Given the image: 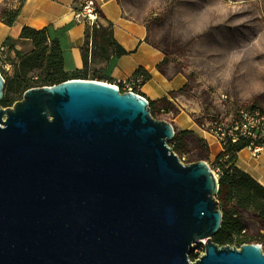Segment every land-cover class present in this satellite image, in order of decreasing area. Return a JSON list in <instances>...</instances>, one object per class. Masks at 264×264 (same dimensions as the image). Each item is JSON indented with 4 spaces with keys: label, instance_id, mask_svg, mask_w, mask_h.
<instances>
[{
    "label": "water",
    "instance_id": "95a60500",
    "mask_svg": "<svg viewBox=\"0 0 264 264\" xmlns=\"http://www.w3.org/2000/svg\"><path fill=\"white\" fill-rule=\"evenodd\" d=\"M173 133L143 96L102 81L0 107V264H264L256 244L212 242L218 179L205 161L183 164Z\"/></svg>",
    "mask_w": 264,
    "mask_h": 264
},
{
    "label": "rangeland",
    "instance_id": "374dc122",
    "mask_svg": "<svg viewBox=\"0 0 264 264\" xmlns=\"http://www.w3.org/2000/svg\"><path fill=\"white\" fill-rule=\"evenodd\" d=\"M121 1L130 15L142 17L156 31L169 64L167 76L184 78L179 89L168 93L170 100L155 107L153 119L180 129L176 122L181 116L207 133L211 118H228L249 105L264 110V0ZM3 71L10 74L11 65ZM187 143L190 161L204 158L192 137ZM182 158L187 161L185 154ZM243 223L247 236L262 239L252 244L264 254V223L248 213ZM203 252V244H196L190 262Z\"/></svg>",
    "mask_w": 264,
    "mask_h": 264
},
{
    "label": "trees",
    "instance_id": "16d2710c",
    "mask_svg": "<svg viewBox=\"0 0 264 264\" xmlns=\"http://www.w3.org/2000/svg\"><path fill=\"white\" fill-rule=\"evenodd\" d=\"M15 1L18 4L16 7H3L0 10V22L6 26H11L14 23L23 3V0ZM117 1L123 5L124 11L129 14L125 10V3L121 0ZM99 16L101 19V13H99ZM134 17L142 18L135 15ZM144 23L148 37L151 38V41H154L155 46L164 54V49L158 43L156 31L147 26L145 21ZM18 40L29 42L31 49L28 52L16 50L9 39L1 44L5 47L4 51L0 52V74L4 80L3 98L0 100L1 108L11 107L30 88L53 86L72 79L116 82L109 76L106 67L101 68L99 65L102 63L108 64L111 59L126 54L113 39L111 23L103 26L100 21L91 27L85 26L84 43L81 48L82 68L79 70L66 72L63 69V56L61 55L60 45L56 39H49L46 29L35 30L22 27ZM4 63L11 65L10 74L3 71L2 66ZM167 65H169L168 61L163 59L157 68L164 76L169 77L166 74ZM136 78H140L138 84L140 82L142 84L147 80L148 75L141 68H138L130 79ZM133 92L137 93V89L134 88ZM166 102V98L148 101L150 115L153 116L156 106ZM247 107H255V105ZM173 134L168 146L180 160L183 154L187 156V161H182L184 164H187V162L188 164L193 163V161H190L191 154L187 143L191 137L205 155L204 158L198 161L208 162L209 151L203 140L188 130L174 128ZM259 145L264 147V141ZM247 146L248 143L241 141L237 143L226 142L225 145L221 146V151L214 158V161L210 162L211 169L219 170L216 201H218L222 214V223L220 230L212 238V242L218 247L239 248L246 243L262 242L261 238L247 236V229L243 223L244 213H248L258 222L264 223V187L236 167L235 159H237L238 152L247 148Z\"/></svg>",
    "mask_w": 264,
    "mask_h": 264
},
{
    "label": "crops",
    "instance_id": "0c3cea01",
    "mask_svg": "<svg viewBox=\"0 0 264 264\" xmlns=\"http://www.w3.org/2000/svg\"><path fill=\"white\" fill-rule=\"evenodd\" d=\"M100 6V24L112 25L113 39L126 52L125 55L111 59L106 67L112 80L124 81L132 77L141 68L148 78L142 84L134 86L137 94L147 101H156L168 97V93L179 89L184 84V78L176 75L167 78L158 70V64L164 59V54L155 46L154 41L147 35L142 18L130 16L124 11L123 5L117 0H97ZM3 7H16L15 0H1ZM75 0H23L19 14L11 26L0 22V45L9 39L16 50L28 52L29 42L19 41L22 27L35 30L46 29L50 40L58 41L66 72L82 68L81 48L84 43L85 26L74 18L76 10ZM27 50L23 51L22 48ZM12 55V54H11ZM176 126L180 130H188L196 134L208 147V160L214 158L221 151L219 142L210 134L196 130L193 123L178 116ZM236 167L247 173L251 178L264 187V147L256 156H252L247 148L237 154Z\"/></svg>",
    "mask_w": 264,
    "mask_h": 264
},
{
    "label": "built area",
    "instance_id": "2783aa9c",
    "mask_svg": "<svg viewBox=\"0 0 264 264\" xmlns=\"http://www.w3.org/2000/svg\"><path fill=\"white\" fill-rule=\"evenodd\" d=\"M75 2L77 5L74 14L76 21L82 22L89 27L100 21V6L97 0H75ZM4 49L5 47L0 45V52H3ZM8 68L9 65L4 63L2 69ZM139 80L141 79L136 78L105 83L121 92L137 94L133 92V89ZM206 126L208 129L207 133L216 139L220 146L225 145L226 142H246L248 143L247 149L252 156H256L262 148L259 143L264 141V111L260 107L239 108L234 115L228 118H211ZM212 171L218 177L219 170Z\"/></svg>",
    "mask_w": 264,
    "mask_h": 264
}]
</instances>
